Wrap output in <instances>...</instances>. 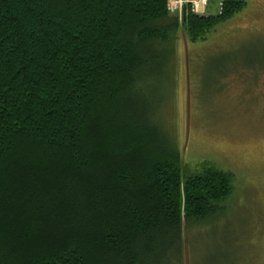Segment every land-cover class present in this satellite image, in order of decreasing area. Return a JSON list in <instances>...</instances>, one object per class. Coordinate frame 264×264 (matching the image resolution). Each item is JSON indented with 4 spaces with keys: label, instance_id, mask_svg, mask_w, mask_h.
I'll use <instances>...</instances> for the list:
<instances>
[{
    "label": "trees",
    "instance_id": "trees-1",
    "mask_svg": "<svg viewBox=\"0 0 264 264\" xmlns=\"http://www.w3.org/2000/svg\"><path fill=\"white\" fill-rule=\"evenodd\" d=\"M167 1L0 0V264H162L182 217L231 195L211 162L182 180L151 89L181 27L203 40L245 1L181 17Z\"/></svg>",
    "mask_w": 264,
    "mask_h": 264
},
{
    "label": "rangeland",
    "instance_id": "rangeland-1",
    "mask_svg": "<svg viewBox=\"0 0 264 264\" xmlns=\"http://www.w3.org/2000/svg\"><path fill=\"white\" fill-rule=\"evenodd\" d=\"M243 1L203 40L189 42L181 27L169 75L152 84L182 180L205 161L233 175L214 217L197 225L182 217L180 253L162 264H264V0ZM220 2L207 0L204 14Z\"/></svg>",
    "mask_w": 264,
    "mask_h": 264
},
{
    "label": "built area",
    "instance_id": "built-area-1",
    "mask_svg": "<svg viewBox=\"0 0 264 264\" xmlns=\"http://www.w3.org/2000/svg\"><path fill=\"white\" fill-rule=\"evenodd\" d=\"M181 4H182V0L175 1L173 4H169V8L170 9H175L177 6H179V8H180ZM195 8H196V3L194 4V8L193 9L195 10Z\"/></svg>",
    "mask_w": 264,
    "mask_h": 264
}]
</instances>
